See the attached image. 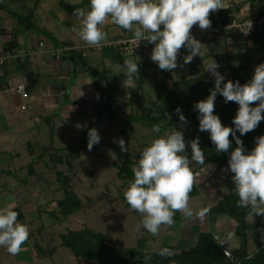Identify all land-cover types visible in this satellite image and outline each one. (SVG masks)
<instances>
[{
  "label": "clouds",
  "instance_id": "clouds-1",
  "mask_svg": "<svg viewBox=\"0 0 264 264\" xmlns=\"http://www.w3.org/2000/svg\"><path fill=\"white\" fill-rule=\"evenodd\" d=\"M90 10L76 8L73 16L79 20L75 28L80 39L89 47H97L107 39L104 26L112 24L133 33L134 41H147L155 45L151 59L163 71L172 72L178 67V58L183 48L188 50L184 64H189L196 56H203L202 44L192 35L198 25L201 30L211 27L210 15L224 9L223 0H90ZM252 26V25H251ZM127 69L124 81L133 84L134 74L139 72V64L124 61ZM183 67V65H179ZM220 65L213 62L205 67L214 78V88L210 95L194 105L199 112V130L209 132L211 142L217 153H227L232 147L230 136L235 137L238 145L230 153L228 168L233 176L234 192L239 199L237 207L248 209L247 216H264V136L255 140V147L246 152L241 136L254 131L264 121V63L255 68L252 79L244 84L228 80L217 70ZM134 88V87H133ZM225 103L239 105L233 119L235 127L224 126L221 118L214 114L217 95ZM256 106L253 107L252 105ZM180 121L187 123L181 109L175 110ZM153 132L160 133L161 126L153 125ZM96 128L88 133V150L100 142ZM121 150L127 152L123 138L118 141ZM191 158L186 153L183 131L176 130L154 139L145 147L137 164L132 168L134 180L124 192V198L133 211L142 219L136 231L145 229L150 235L158 236L162 227L175 223L179 212L185 219L203 220L210 207L194 211L190 207V193L194 187V174L191 162L203 165L205 154L200 147L199 137L191 142ZM19 213L14 210V202L0 208V248L10 255H18L30 237L29 227L19 222ZM159 255L171 257L170 248L160 249Z\"/></svg>",
  "mask_w": 264,
  "mask_h": 264
},
{
  "label": "rangeland",
  "instance_id": "rangeland-1",
  "mask_svg": "<svg viewBox=\"0 0 264 264\" xmlns=\"http://www.w3.org/2000/svg\"><path fill=\"white\" fill-rule=\"evenodd\" d=\"M14 12L22 17L27 16V13L17 5H14L12 0H0L1 23H4L1 18L5 14L14 22ZM33 18V23L37 29L39 25L36 22L35 13ZM14 27L16 28V21ZM48 35L49 33L47 32V37ZM49 37L50 40H53L52 36ZM209 46L203 47V56L206 54L210 55L212 52V59L220 65L217 70L225 79L229 77V63L241 66L246 64L258 66L264 60V49L254 50V42L252 40L229 37L215 40L211 43L210 47L213 46L211 49ZM123 58L137 63V60L132 56H123ZM208 62L210 61L207 59L202 63L198 60L194 62V65L199 68L203 66L201 70L204 71L205 67L209 65ZM89 64H92V62H89ZM256 66L251 71V77L254 75ZM126 71L125 64L114 67V72L116 73H126ZM178 71L179 76L185 77L193 73L191 67H180ZM138 73H140V70ZM148 73L151 77L142 88L152 92L155 81L162 80L165 75L159 66L155 73L153 69L149 70ZM210 77L214 80L211 74ZM172 78L176 80L178 74L173 72ZM127 87L129 88L128 91L130 90L129 92L126 90ZM127 87L123 93L128 97L129 101L127 102L131 104H126L122 109L115 110L113 114L104 113L101 117L97 114V107H95L92 117H90L92 121L89 122L87 127L83 126L84 124L81 122L75 121V123L73 122L74 124H71L70 121L66 122L65 120L59 126L58 121L53 120L54 124L57 125L55 143L51 141V126L50 124L46 125L44 145L50 147V149L42 151L40 147L42 140L40 138L32 140V145L36 152L34 155L35 160L38 161V157L45 155L43 162L47 164L44 167L42 166V169L46 168V171H39L40 166H38L35 175L33 177L29 176L28 171L32 167L29 164L32 159L28 157L26 151H22L23 155L20 159L3 160L4 162L0 159V208L14 202V210H20L18 213L24 214L31 225L29 229L30 237L26 243L32 248L30 252L22 250L15 256L10 255L5 248H0V264H83L84 261L78 259L71 250L61 247L60 235L66 234L70 230L82 231L86 227L103 233L108 241L114 240L118 247L129 248L137 245L138 236L144 233V230L136 231V225L142 217L138 212L133 211L127 205L126 200L123 199V194L127 190L128 185H124L118 178V171L113 166V163L117 161V151H119L123 159L128 158L136 165L143 149L149 146L154 139L158 138V135L151 128L140 123H132L127 126L126 115L130 111L139 112L140 107L138 108V104L141 106L142 102V93L139 85L133 83ZM91 128L98 130L101 139L89 151L87 147L88 133ZM121 138L125 141L128 153L122 151L118 144ZM51 147L56 150H62L59 155L64 156L70 148H81L80 157L73 162L72 172L69 171L66 163L55 167V170L53 169L50 162V156L51 154L53 155ZM225 170H219L217 166L212 165L197 174L196 180L200 186V194L190 199V207L194 211L199 210L205 204L214 205L218 199H221V190H225L222 180L228 174V171ZM58 172L69 175L73 190L84 203L82 210L64 221L57 217L58 202L65 199L61 182L57 179ZM86 172L89 173L86 174ZM24 191L27 192L26 195L23 194ZM30 201L32 202L31 206L28 205ZM226 224H228L227 218L216 217L208 213L203 220H187L181 215L180 222L174 223L171 227H162L158 236L149 234L151 236L150 243L155 252L167 245L175 247L183 245L182 249H191L194 246V242L188 246H184L186 244L183 242V240L185 242L193 241L189 236L190 233L184 232L188 227L194 233L209 231L217 235L218 232L219 234L223 232L221 240L234 238L229 233V228L225 231L222 229L226 228L222 227V225ZM234 226L233 224L231 232H233ZM180 232L182 233L181 235ZM261 233L264 236V218L262 219ZM249 249L253 251L254 246L250 245ZM25 256L30 257L28 258L29 262H27V259L22 261Z\"/></svg>",
  "mask_w": 264,
  "mask_h": 264
},
{
  "label": "trees",
  "instance_id": "trees-1",
  "mask_svg": "<svg viewBox=\"0 0 264 264\" xmlns=\"http://www.w3.org/2000/svg\"><path fill=\"white\" fill-rule=\"evenodd\" d=\"M40 1L41 0H12L14 5H17L27 13L26 17H22L14 12V19L16 21V28H14L15 33L19 31H35L37 34L47 35L45 31L39 28L36 29L33 23V16ZM58 1L61 8L65 11H75L76 8H83L85 5L89 6V9L91 7L90 0H83L81 4L77 5L69 4L66 0ZM250 2L251 11L253 13L258 12L256 18L260 17L263 12L264 0H250ZM233 19L234 17L232 15L229 17L223 16L220 22L228 23ZM217 22L219 21H213L212 24H216ZM132 35L133 33L131 32L130 36ZM203 39L213 42L217 39L226 38ZM251 40L254 42V50H263L264 28L258 31ZM15 47L16 40L14 38L13 41L8 44L7 49L8 51L17 50ZM111 51L115 53L117 58H123L117 51ZM69 53L72 54L71 58L76 64L84 68L85 72L93 80L95 88L100 92L101 100L96 105L97 114L100 115V117L104 113L113 114L115 110L122 109L126 104H131L127 102L129 101L128 97L121 92V82L126 80L125 74L115 73L113 70L107 68L100 69V67L92 66L88 63L87 59L91 53L86 57L74 51ZM181 53L182 57L178 65H190L193 73L185 77L179 76L176 72L178 78L173 80L172 73L174 71H163L165 77L162 80L155 81L152 92H148V90L143 89L142 86L149 81L150 75L148 72L149 70L155 69L156 64L152 59H148L145 61L142 68L139 67L140 73L137 77L133 76V83L139 85L141 88V106L138 104V108L140 107L139 112L130 111L126 115L125 120L127 126L132 123H140L152 129L153 125H160L161 132L157 133L158 138L165 135L167 132L173 131L174 128L183 131L187 146L185 155H188L189 158H191L192 155L190 142L196 137H199L200 147L205 154V163L200 165L191 162L190 164L195 178L194 187L190 193V199H192L200 194V186L196 180L197 174L201 170L212 165L217 166L219 170L227 169L230 153L234 151L238 145L236 144L235 137L230 136L232 147L229 151L227 153H217L215 151V145L211 142L210 133L199 130V112L194 110V105L210 95L211 90L214 88V80L210 77L208 71L201 70L203 66L199 68L192 64L193 60L189 64H184V57L189 54L186 48H183ZM210 57L211 54H206L202 57L198 55L194 59H198L202 63ZM254 66L253 64L241 66L229 63V77L225 79V83L228 80H232L233 82L239 81L241 84L250 81L252 79L251 71ZM252 106L255 107L256 105L253 104ZM177 107L181 109L183 115L187 118V123L183 124V126L179 114L175 111ZM238 108L239 105L237 103H225L224 98L218 94L215 101L214 114L221 118L224 126L234 128L233 119ZM50 133L52 140L54 137V128L52 126L50 127ZM236 136L240 137L243 141L246 152H250L255 147L256 138L264 136V121H261L254 131L243 136L237 131ZM49 149L50 147L45 146L43 151H48ZM51 149L53 155L51 154L50 156V162L53 169L55 170V167L66 163L69 171L72 172L73 162L80 157L81 148H70L67 154L64 153L67 156L59 155L62 150H56L53 147H51ZM126 153H128V148ZM44 157L45 155H41L38 158L43 159ZM113 166L118 171V178L124 185L129 186L130 182L134 180L132 168L135 166V163L128 158L123 159L121 152L117 151V161L113 163ZM87 173L89 172H86V174ZM232 176L233 174L228 171L227 176L222 180L225 190H221V199H218L214 205L210 206L205 204L202 208L210 207V211L208 212L209 215L227 218L228 225H226L224 231L228 229L230 225H235L232 233V237H234L233 239L237 244L235 247L229 248L223 246L221 241L223 232L221 234L218 232L217 235L210 232H200L192 235L194 238V246L191 249H182L173 245H167L165 247L172 249L174 255L171 257H164L158 254L160 250L157 252L153 251L150 243L151 236H149V233L143 228L140 231L144 230V233L138 236L139 239L135 247L121 248L116 245L114 240L108 241L103 233L87 227L82 231L70 230L66 234H61L60 245L61 247L71 250L78 259H85L90 262V264H264V236L261 233L262 219L264 216L257 215L254 216V220H252V218L247 216L248 209L237 207L239 197L234 192L235 185ZM57 179L61 182V187L65 193V199L58 202L59 210L57 212V217L64 221L71 215L82 210L84 208V203L80 196L73 190L69 175L58 172ZM123 199L125 200L124 196ZM15 211L19 212L20 210L15 209ZM18 219L19 222L26 224L29 228L31 227L24 214H19ZM174 219L175 223L180 222L181 214L177 212ZM250 245L254 246L253 251H250ZM225 247L230 249L231 257L224 255L223 249Z\"/></svg>",
  "mask_w": 264,
  "mask_h": 264
},
{
  "label": "crops",
  "instance_id": "crops-1",
  "mask_svg": "<svg viewBox=\"0 0 264 264\" xmlns=\"http://www.w3.org/2000/svg\"><path fill=\"white\" fill-rule=\"evenodd\" d=\"M66 1L72 5L83 2V0ZM223 3L224 9L211 13L210 19L212 22L222 20L223 16L229 17L232 15L234 18H256L258 15V12L253 13L251 11L250 0H223ZM83 9L85 11L90 10L87 5ZM73 13L74 11L63 10L60 3H57V0H41L35 10V19L39 25L38 28L49 33L48 37L47 35L37 34L35 31H19L15 33V21L13 22L6 14L1 18L4 23L0 21V55L8 51V44L14 38L16 40L15 49L27 53L39 51V44L41 42H45L46 44L44 51L29 57L25 62L13 60L5 66L0 67V159L2 162L20 159L23 155L22 151H26L28 157L32 159L29 165H33V167L28 171L31 177L35 175L38 166H40L39 171H46V168L42 169V166L44 167L47 164L43 162L45 157L38 159V161L35 160L34 155L36 152L32 145V140L40 138L42 140L40 147L43 151L46 146L44 145L46 125L50 124L54 128V137L51 141L55 143L57 125L54 124L53 120L58 121L59 126L64 122L63 120L66 122L70 121L71 124H74L76 121L81 122L85 127L89 126V122L92 121L90 117H92L94 108L101 99L100 92L95 88L93 80L85 72L84 68L76 64L71 58V53L62 54L61 58L57 59L49 52L52 48L60 49L64 46L86 45L80 39L77 32L73 30L74 27H79V20L73 16ZM103 30L107 32V39L102 41L101 44L131 35V32L112 24L110 20L104 26ZM198 30H200L199 26H194L191 30L193 31L192 35L195 38L198 36L196 39L204 44V47L206 45L211 46L212 42L204 40L195 33ZM49 36H52L53 40H50ZM181 57L182 53H180L178 63H180ZM212 57L213 55L207 59L210 61L208 62L209 64L213 62ZM87 59L88 63L92 62L91 65L94 67L97 66L100 69L107 68L113 71L115 66H123L126 60L125 58H117L111 50L91 53ZM195 61L197 62L198 59H194L192 64ZM155 64L156 67L153 69L154 73L158 68V64ZM183 67L188 68L190 65ZM179 68L180 66L178 65L174 73L177 72L179 74ZM138 75L139 73L134 74L136 77ZM24 78L28 81V99L21 98L15 90L16 85ZM127 86H125L124 81L121 82L122 93ZM128 89L127 87V92L130 91ZM63 92L66 95L62 99L61 93ZM22 105H26L25 110L22 109ZM41 163L42 165H40ZM47 166L49 167V165ZM8 168L10 167L8 166ZM22 170L24 169L22 168ZM26 193V191L23 192L24 195ZM28 205L31 206L32 202L30 201ZM226 225H222V227H226ZM191 226L193 227V225ZM230 226L229 233L232 234V225ZM222 229L224 230V228ZM184 232L190 233L189 236L193 240L189 242L183 240L186 244L184 246L191 245L194 242L192 235L200 233H194L192 229L190 230V227ZM184 236L186 237L185 234ZM221 241L223 246L229 248L237 246L233 238L222 239ZM178 247L181 248L183 245H178ZM31 249L28 243L22 246V250H28L30 252ZM28 258L30 257L25 256L22 261L27 259V262H29ZM81 260L84 261L83 264H90L85 259Z\"/></svg>",
  "mask_w": 264,
  "mask_h": 264
},
{
  "label": "built area",
  "instance_id": "built-area-1",
  "mask_svg": "<svg viewBox=\"0 0 264 264\" xmlns=\"http://www.w3.org/2000/svg\"><path fill=\"white\" fill-rule=\"evenodd\" d=\"M252 25V26H251ZM264 28V9L260 17L258 18H234L231 22L222 23L217 22L211 24V27L207 30H198L197 33L201 38L213 39V38H242L245 40H251L255 34ZM193 33V31H192ZM155 45L147 43V41H134L133 35L119 38L109 41L104 44H100L97 47L85 46H64L60 49L52 48L49 50L50 54L59 59L62 54L69 52L81 53L86 57L89 53H98L105 49L115 50L121 56H132L137 60L139 67L142 68L145 61L151 59V53ZM46 48L45 42L39 44V51L32 53L22 52L19 50L7 51L0 55V67L8 64L13 60H20L25 62L29 57L35 56ZM28 81L24 78L19 84L16 85L15 90L17 94L23 99L29 98L27 91ZM66 93H61V98L65 97ZM22 109H26V105H22ZM223 253L227 257H231V251L225 247Z\"/></svg>",
  "mask_w": 264,
  "mask_h": 264
}]
</instances>
